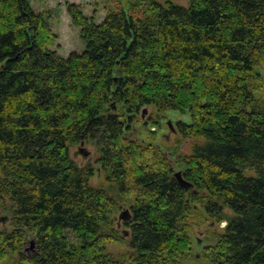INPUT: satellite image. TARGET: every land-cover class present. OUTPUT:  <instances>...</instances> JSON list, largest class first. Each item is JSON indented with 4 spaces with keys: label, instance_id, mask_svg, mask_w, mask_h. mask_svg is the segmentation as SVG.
Here are the masks:
<instances>
[{
    "label": "trees",
    "instance_id": "16d2710c",
    "mask_svg": "<svg viewBox=\"0 0 264 264\" xmlns=\"http://www.w3.org/2000/svg\"><path fill=\"white\" fill-rule=\"evenodd\" d=\"M67 12L84 50L63 58L48 13L0 0V264H264V0H118L101 23ZM151 108L189 116L178 134L201 142L174 159L189 186L132 138ZM82 142L96 168L73 156ZM99 172L119 201L91 184ZM119 202L132 219L116 257ZM205 220L226 225L194 254Z\"/></svg>",
    "mask_w": 264,
    "mask_h": 264
},
{
    "label": "rangeland",
    "instance_id": "374dc122",
    "mask_svg": "<svg viewBox=\"0 0 264 264\" xmlns=\"http://www.w3.org/2000/svg\"><path fill=\"white\" fill-rule=\"evenodd\" d=\"M157 1L163 2V0ZM172 1L182 6H188V0ZM29 2L35 13H48L50 15L51 29L57 35V40L55 41L52 50H56L61 57L66 58L72 52L81 53L84 50V44L80 37V29L73 25L67 12V5H78L85 16L94 17L96 23H101L107 14L115 8L118 0H29ZM146 110L147 113L145 114V119H147L149 124L143 126L140 130L134 132L131 131L132 138L145 145H157L161 147L163 153L172 164L175 173L179 172L180 166L174 162V159L182 154H190L192 146L201 141L183 139L179 136L176 130L173 131L169 129V123L171 122L173 129H175V122L182 121L187 123L189 122V116L174 111L161 116L160 118L157 116V113L153 108ZM155 121H158L159 124H155ZM136 127L139 128V122ZM162 132L165 133L163 134V137L160 135ZM83 149L90 153V156L88 157L89 159L87 158V161L84 160L83 153L81 152L82 150L80 145H78L73 149V154L77 153L76 161L78 163L85 162L91 164L96 168V160L98 158L97 149L94 145L88 143L84 145ZM91 184L94 187L106 188L109 191L110 196L119 201L117 198L118 193L116 191V186L107 183L105 177L100 172L93 176ZM127 203L131 204L132 201H128ZM129 204L119 202L118 206L120 209L115 214V228L121 235L124 231H130V229L125 226V221L123 219L120 220V216L123 212L125 210H130ZM225 213L227 220L233 217L231 211L226 210ZM7 215L8 214L4 213L0 208V218L7 217ZM10 225V221L5 225L0 222V231L5 228H10ZM225 225L226 223L217 224L211 220H205V222L200 225H193L190 236L196 250L194 254H200L202 248L213 243L215 236L223 232ZM123 239V241L108 245V251L116 257L129 250L126 242L128 238L124 237ZM198 243L202 245V247H199L197 245ZM30 247L31 246L28 245L27 248L31 250ZM31 252L32 251H28L29 254ZM193 263L194 262L192 261L188 264Z\"/></svg>",
    "mask_w": 264,
    "mask_h": 264
},
{
    "label": "water",
    "instance_id": "95a60500",
    "mask_svg": "<svg viewBox=\"0 0 264 264\" xmlns=\"http://www.w3.org/2000/svg\"><path fill=\"white\" fill-rule=\"evenodd\" d=\"M145 114H146V110H143V112H142V116H143V118H144ZM169 126H170V127L172 126V123H171V122L169 123ZM84 145H85L84 142H82L81 145H80V148H81L82 151L85 150V149H83ZM75 156H76V154H75ZM86 156H87L86 154H83V158H84V159L86 158ZM175 177H176V178H177L182 184H184L185 186H189L188 183H186L185 181H183V179H182V175H181V172H176V173H175ZM121 219H123L125 222L130 221V220L132 219V214H131L130 210H125V211L123 212V214L120 216V220H121ZM8 221H9V218H8V217H2V218H0V222H1L3 225H5ZM31 246L33 247V242L31 243Z\"/></svg>",
    "mask_w": 264,
    "mask_h": 264
},
{
    "label": "flooded vegetation",
    "instance_id": "af4514ba",
    "mask_svg": "<svg viewBox=\"0 0 264 264\" xmlns=\"http://www.w3.org/2000/svg\"><path fill=\"white\" fill-rule=\"evenodd\" d=\"M146 113H147V110H146ZM139 122V128H137L136 126H137V123ZM159 122L158 121H155V124H158ZM176 123V122H175ZM147 124H149L148 123V121H147V119H145V116H144V118H143V116H142V118L140 117L139 119L137 118L136 120H135V123H134V125H133V128L135 129V130H138V129H141L143 126H145V125H147ZM176 127H175V129H173V126H169L170 128V130H173V131H175L176 130V132L178 133V128H177V125H175ZM163 134H165V133H161L160 135L163 137ZM86 145V144H85ZM83 154H86L87 156H86V158L84 159V160H86L87 161V158L90 156V153L89 152H86V150H84V151H81ZM73 156L76 158L77 157V153H76V156H75V154H73ZM89 159V158H88ZM83 164H85V162H82L81 163V165H83ZM125 224V226H126V223H124ZM127 227V226H126ZM119 228V227H118ZM122 236L123 237H126V238H129V236H130V231H124V232H122Z\"/></svg>",
    "mask_w": 264,
    "mask_h": 264
}]
</instances>
